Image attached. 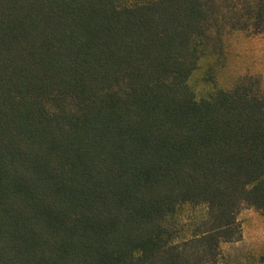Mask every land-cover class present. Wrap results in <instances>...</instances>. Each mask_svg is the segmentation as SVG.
Wrapping results in <instances>:
<instances>
[{
  "label": "trees",
  "instance_id": "1",
  "mask_svg": "<svg viewBox=\"0 0 264 264\" xmlns=\"http://www.w3.org/2000/svg\"><path fill=\"white\" fill-rule=\"evenodd\" d=\"M231 30L264 0H0V264H231L264 86L189 84Z\"/></svg>",
  "mask_w": 264,
  "mask_h": 264
},
{
  "label": "rangeland",
  "instance_id": "2",
  "mask_svg": "<svg viewBox=\"0 0 264 264\" xmlns=\"http://www.w3.org/2000/svg\"><path fill=\"white\" fill-rule=\"evenodd\" d=\"M246 74L259 76L264 86V33L231 30L223 37L222 53L203 56L189 84L200 98L219 88H231ZM238 221L242 239L224 246L226 257L231 264H256L264 254V212L243 208Z\"/></svg>",
  "mask_w": 264,
  "mask_h": 264
}]
</instances>
